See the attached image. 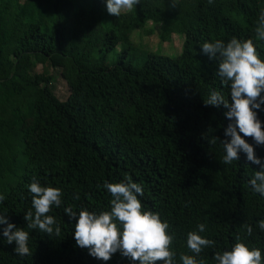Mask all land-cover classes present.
Instances as JSON below:
<instances>
[{
  "label": "trees",
  "instance_id": "obj_1",
  "mask_svg": "<svg viewBox=\"0 0 264 264\" xmlns=\"http://www.w3.org/2000/svg\"><path fill=\"white\" fill-rule=\"evenodd\" d=\"M262 12L264 0H177L175 7L141 0L119 17L103 0H0V211L30 232L33 252L21 258L14 242L0 243V264H131L119 252L103 262L76 246L75 220L62 207L50 213L61 224L59 236L27 229L33 178L62 188L65 205L95 211L110 207L105 181L142 183L144 207L159 212L175 234L177 259L191 254L186 233L199 223L216 241L201 253L208 264L237 237L264 249L257 223L264 196L247 184L258 166L243 153L222 163L229 121L223 107L204 100L212 90H228L199 51L205 40L235 36L252 38L264 53V41L255 38ZM149 22L159 25L161 41L181 37L180 50L138 51L131 35ZM50 68L67 84L64 100L52 90ZM255 152L264 157V145Z\"/></svg>",
  "mask_w": 264,
  "mask_h": 264
},
{
  "label": "clouds",
  "instance_id": "obj_2",
  "mask_svg": "<svg viewBox=\"0 0 264 264\" xmlns=\"http://www.w3.org/2000/svg\"><path fill=\"white\" fill-rule=\"evenodd\" d=\"M109 15L119 17L131 12L141 0H103ZM177 0H170L175 7ZM255 38L264 41V12L259 16L255 28ZM202 55L215 63L214 74L223 91L212 90L204 104L217 109H225L224 116L229 123L224 128V154L222 163L231 165L238 162L240 154L246 156L253 169L247 184L254 193L264 196V157L258 156L255 147L264 145V121L259 118V111H264V59L252 38L242 39L233 36L229 40H205L200 46ZM251 137L254 144L246 138ZM217 137L211 140L216 143ZM104 189L111 195L110 207L99 211L65 205L64 192L60 187L44 185L33 178L27 186L31 197V208L24 213L26 228L52 236H59L62 231L60 222L50 213L63 208L69 220H75L73 236L76 246L87 249L88 254L103 262L109 261L119 252L131 264H208L201 256L206 248H215L216 241L202 235L206 224H197V230L186 233V246L191 254L177 252L173 247L175 234L170 231L167 220L159 212L147 209L142 203L144 187L131 177L117 182L105 181ZM79 199V195L75 196ZM5 197L0 193V204ZM5 211H0V243H15L14 252L19 257L33 256L30 247V232L12 222ZM260 232H264V219L258 222ZM253 228L248 225L246 235L252 236ZM215 264H264V249L251 247L237 237L231 248L214 251Z\"/></svg>",
  "mask_w": 264,
  "mask_h": 264
},
{
  "label": "rangeland",
  "instance_id": "obj_3",
  "mask_svg": "<svg viewBox=\"0 0 264 264\" xmlns=\"http://www.w3.org/2000/svg\"><path fill=\"white\" fill-rule=\"evenodd\" d=\"M149 29H153L151 33L147 32ZM159 25H154L152 23H148L146 25V30L138 28L136 29L132 35L131 39L133 44L137 47L138 51L150 49L159 51L162 54L171 55L172 53L178 52L182 45L181 37L177 35H173L170 42L161 41L159 36ZM37 71H42L41 64H38L36 67ZM48 74L53 76L52 81V90L54 94L60 99L64 100L69 94V90L65 80L61 77L58 71L54 69H48Z\"/></svg>",
  "mask_w": 264,
  "mask_h": 264
}]
</instances>
